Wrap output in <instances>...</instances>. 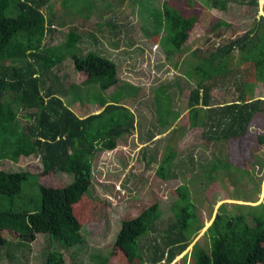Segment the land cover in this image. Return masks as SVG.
<instances>
[{"label": "trees", "instance_id": "obj_1", "mask_svg": "<svg viewBox=\"0 0 264 264\" xmlns=\"http://www.w3.org/2000/svg\"><path fill=\"white\" fill-rule=\"evenodd\" d=\"M47 1L0 0V160L16 162L20 156L36 155L41 165L40 174L63 171L71 174V180L61 186L37 183L38 199H32L23 195L21 190L23 183L37 174L27 170L8 172L0 169V200H6V205L0 202V252L10 249L6 256L13 258L12 250L33 241L40 233L56 243L43 253L42 264H64L60 249L81 243L80 224L72 209L75 193L79 185L89 181L95 154L112 150L121 137L135 129V113L125 104L131 102L136 106L140 95H136V86L130 83L121 82L115 86L118 81L116 65L97 48L77 55L75 43L80 40L77 32L69 30L67 38L58 45L44 42L45 35L57 25L51 20L52 14L45 16L40 10ZM61 1L84 18L89 16L91 8L99 7L103 14L99 24L115 31L116 25L121 24L118 16L122 13L125 18L129 16L131 10L128 9L127 13L126 8L135 3L140 13L150 18L149 35L158 41L164 58L170 59L174 69L182 66L180 55L186 30L193 25L200 9L225 10L230 2L255 9V15L258 11V0H162L159 5H155L156 0ZM260 9L263 14L257 15L252 26L216 46L211 59L198 57L193 51L190 53L193 63L181 70L183 78L192 85L187 97L188 125L201 128L205 143L236 139L245 133L250 123L264 126V100L245 99L251 86L238 81V72L228 64L232 52L236 51L239 57L236 66L249 58L257 72L264 68V0ZM222 25H225L223 20L214 18L208 30ZM86 37L91 44L98 40L94 33H87ZM65 56L71 57L73 67L86 75L79 83L82 94L71 93L70 86H64L51 71ZM227 82L235 86V98L222 103L213 102L211 91ZM91 85L96 86V92L104 93L103 97L98 99L96 96L90 102L99 110L84 113L86 108H83L77 114L72 109L73 104L93 95L88 90ZM112 86L114 89L105 91ZM164 88L156 87L159 90ZM156 89L150 95V112L155 116L150 125L166 126L167 122L178 117V112L171 111L169 103L162 104L158 94L154 93ZM66 95H70L67 105L62 99ZM143 102L147 108L146 100ZM19 108L26 112L21 115L25 122L17 116ZM175 128L171 129L172 132H176ZM254 138L257 146H264V133L255 134ZM174 155L175 152L167 147L155 171L159 178H167ZM229 168L243 176L253 170V165L245 170L230 160H211L207 180H211V170ZM176 191L177 196L170 205L173 221L166 223L161 234H153L160 238V245L149 244L151 250L146 256L149 264L171 261L202 227L186 185L179 184ZM240 200L254 201L249 198ZM242 206L235 203L217 206L204 232L207 247L202 248L194 242L189 251L190 264H257L264 257V201L251 205L245 212ZM159 217L157 203L153 202L136 216L121 220L114 243L122 249L127 260L132 258L129 252L139 238L155 231L154 224ZM7 230L15 234V242L3 236L2 232ZM96 261V264H104L105 259Z\"/></svg>", "mask_w": 264, "mask_h": 264}, {"label": "rangeland", "instance_id": "obj_2", "mask_svg": "<svg viewBox=\"0 0 264 264\" xmlns=\"http://www.w3.org/2000/svg\"><path fill=\"white\" fill-rule=\"evenodd\" d=\"M160 1L162 0L154 1L155 5H159ZM261 2L262 0H258L256 15L255 9L230 2L227 3L225 10L200 9L193 25L186 30V39L180 55L182 66L176 69L171 66L170 59L168 61L164 58L158 41H154L153 36L149 35L150 18L142 15L135 3L126 8L127 13L131 10L129 16L125 18L124 13L118 16L121 24L116 25L117 31L99 24L103 17L99 7L91 8L87 18L71 11L67 3L61 0H48L40 8L43 15L52 14L51 20L57 24L51 33L45 35V43L58 45L67 38L69 30L77 32L80 40L75 43L76 54L81 56L87 50L97 48L116 65L118 81L115 86L121 82L130 83L136 86L135 94L140 95L136 106L131 102L125 104L135 113V129L121 137L112 150H103L95 154L90 167L89 181L79 185L75 193L72 209L80 224L81 243L60 249L64 264H96L98 258L105 259L104 264H149L146 258L151 250L149 244L160 245V238L153 234H161L166 223L173 221L170 205L177 196L176 187L179 184L186 185L188 196L193 202L194 211L202 227L189 244L166 264H190L189 251L194 242L202 248L207 247L204 232L219 204H241L243 205L241 209L245 212L250 210L251 205L264 201V146H257L254 138L255 134L264 133V126L250 123L245 133L236 139L205 143L201 128L188 125L187 97L192 85L181 75V70L193 63L191 52L195 51L198 57L211 59L216 46L248 30L253 20H257V15L262 13ZM214 18L223 20L225 25L210 31L208 26ZM87 33L96 35L98 40L95 44L89 43ZM237 59L239 60V57L236 51H233L228 64L238 72V81L249 83L251 86L250 93L245 99L264 100V68L261 67L257 72L249 58L236 66ZM51 71L64 86H70L71 93L82 94L79 83L86 75L73 67L71 57L65 56L61 64L53 67ZM159 86L165 88L156 89ZM112 89L113 86L105 91L109 92ZM154 89L162 104L167 102L171 111L178 112V117L173 122L167 119L169 122L166 126L150 125L155 118L150 112L152 109L150 95ZM88 90L93 95L84 97L85 100L74 101L72 109L77 114L83 111V108H86L84 113L94 111L98 106L90 102H93L96 96L99 99L104 95L102 92H96L97 88L94 85L89 86ZM166 93L170 99L166 97ZM236 95L237 90L230 82L211 91L212 101L218 103L229 101ZM141 98L143 101L146 100L147 108ZM62 99L67 105L70 95L63 96ZM76 106L77 108H74ZM25 113L23 109H17V116L21 122H25L21 117ZM173 127H176V132H172ZM167 147L175 152V155L167 178L161 179L155 171ZM217 159L230 160L245 170L252 164L253 170H249L243 176L230 168L211 170L209 172L211 180L208 181L206 172L210 161ZM0 169L8 172L27 170L37 174L28 178L21 190L23 195H29L32 199H38L37 183L61 186L71 180V174L63 171L40 174L41 165L36 155L20 156L16 162L1 159ZM236 191H244L246 194ZM232 196L254 201L233 199ZM0 202L6 205V200ZM153 202L157 203L160 211V217L154 224L155 231L151 232L150 236L145 234L139 238L138 243L132 246L129 252L132 258L127 260L122 249L114 243L120 222L136 216ZM245 216L250 220L248 214ZM2 234L11 242L16 241L13 232L7 230ZM52 244L56 246V243L47 236L37 233L33 241L20 245L16 251L12 250L13 258L8 259L6 256L10 249H2L0 264H42L43 253L50 249ZM159 262L163 263L162 260ZM257 264H264V257Z\"/></svg>", "mask_w": 264, "mask_h": 264}, {"label": "crops", "instance_id": "obj_3", "mask_svg": "<svg viewBox=\"0 0 264 264\" xmlns=\"http://www.w3.org/2000/svg\"><path fill=\"white\" fill-rule=\"evenodd\" d=\"M107 57H108V56H107ZM109 58H110V57H109ZM97 110H99L98 107H97L94 111H97Z\"/></svg>", "mask_w": 264, "mask_h": 264}, {"label": "water", "instance_id": "obj_4", "mask_svg": "<svg viewBox=\"0 0 264 264\" xmlns=\"http://www.w3.org/2000/svg\"><path fill=\"white\" fill-rule=\"evenodd\" d=\"M261 14H263V13H261Z\"/></svg>", "mask_w": 264, "mask_h": 264}]
</instances>
